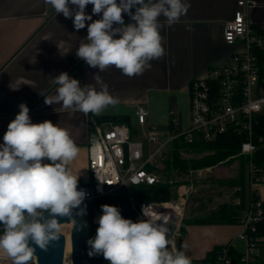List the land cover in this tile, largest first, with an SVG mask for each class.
<instances>
[{
	"label": "clouds",
	"instance_id": "clouds-1",
	"mask_svg": "<svg viewBox=\"0 0 264 264\" xmlns=\"http://www.w3.org/2000/svg\"><path fill=\"white\" fill-rule=\"evenodd\" d=\"M45 3L57 14L72 19L77 31L87 26V42L79 45L76 56L98 69L93 79L100 90L93 85L81 86L79 80L61 72L54 78L58 85L56 94L45 97L44 102L50 106L61 104L62 110L97 116L118 103L99 73L115 67L132 77L150 70L151 61L166 54L162 29L179 23L190 7L187 0ZM89 4L93 5L92 15L85 11ZM123 14L132 23L126 24ZM93 15H100V19L93 21ZM86 21L91 23L86 25ZM19 108L0 144V253L11 264H30L37 248L47 251L60 239L58 218L72 219L76 209V215H86V206L81 205L87 194L78 190L79 176L69 168L79 148L68 130L50 120L33 123L28 106L21 103ZM101 211L96 235L87 241L89 257L102 255L108 264H191L187 244L177 249L165 215L153 219L143 209L147 218L133 222L123 218L117 206L104 204ZM72 220L79 231L80 226Z\"/></svg>",
	"mask_w": 264,
	"mask_h": 264
},
{
	"label": "crops",
	"instance_id": "crops-1",
	"mask_svg": "<svg viewBox=\"0 0 264 264\" xmlns=\"http://www.w3.org/2000/svg\"><path fill=\"white\" fill-rule=\"evenodd\" d=\"M240 1L187 0L190 4L187 14L179 23L172 27L165 25L162 29L166 54L151 61L150 70L132 77L123 75L115 67L99 73L118 103L97 116L62 110L61 104L50 106L44 102L45 97L56 94L58 85L54 78L61 72L79 80L81 86L93 85L100 90V85L93 79L98 69L91 68L76 56L79 45L87 42V26L77 31L72 19L57 14L45 0H0V144H3L8 124L20 111L19 105L24 103L30 109L33 123L50 120L68 130L79 148L69 168L73 175L79 176L78 184H83L90 180L88 148L95 124L108 123L99 122L98 117L127 116L129 124L126 125L133 126L132 122H137V107L144 106L149 113L146 128L158 129L157 122L162 120H167L170 127L174 116L185 129L181 110L184 104L190 105L192 81L206 77L209 68L226 62L243 49L241 44L229 45L224 41L225 23L234 17ZM251 1L255 6L249 10L248 17L255 28L264 31V0ZM92 8L91 4L86 6L88 15H92ZM123 15L126 24L132 23L127 14ZM97 19L100 15L92 16L93 21ZM160 20L164 23L163 17ZM88 23L91 21H86V25ZM255 188L264 201V183L260 182ZM239 190L236 185L209 191L200 186L198 190L193 188L184 220L214 217L221 212L222 205L239 204L242 200ZM248 193L246 188L247 202ZM239 231V225L234 224L191 223L182 232L178 250L182 244H187L186 254L191 264H195L193 261L205 258L215 246L235 241ZM257 256L264 261V245Z\"/></svg>",
	"mask_w": 264,
	"mask_h": 264
},
{
	"label": "built area",
	"instance_id": "built-area-1",
	"mask_svg": "<svg viewBox=\"0 0 264 264\" xmlns=\"http://www.w3.org/2000/svg\"><path fill=\"white\" fill-rule=\"evenodd\" d=\"M255 6L251 0L238 3L234 17L225 23L224 41L226 44H241L242 51L233 54L226 62L211 67L206 77L193 80L190 85V125L180 128V121L172 116L170 129L164 136L155 127L146 128L148 110L144 106L136 109L137 125L95 124L88 152L90 180L78 184V190L85 191L84 203L106 196L128 193V208L133 212L136 222L147 216L156 219L161 214L168 219V227L178 249L182 236V224L193 184L188 181L174 185V180H166L163 165L169 160V152L179 140L186 143L208 142L224 134L229 128L248 131L249 140L244 142L241 153L251 156L255 151L252 142L253 120L264 114V84L258 51H264V36L259 35L248 17L249 10ZM141 130L149 144H158L155 149H147L142 141L132 139L134 132ZM184 156L185 152H181ZM249 167V202L242 212L240 231L233 242L242 245L243 258L248 261L257 257L259 238L255 237L256 224L264 219V201L253 191L260 178L255 177ZM192 172V171H190ZM201 176L202 172L199 171ZM168 182L172 185L173 197L166 201H139L134 195L136 187H151ZM102 212L94 210L92 225L87 241L95 237L97 220ZM3 226L0 225V230ZM234 244V243H232ZM0 253V264H11ZM223 264L232 262L226 258Z\"/></svg>",
	"mask_w": 264,
	"mask_h": 264
},
{
	"label": "trees",
	"instance_id": "trees-1",
	"mask_svg": "<svg viewBox=\"0 0 264 264\" xmlns=\"http://www.w3.org/2000/svg\"><path fill=\"white\" fill-rule=\"evenodd\" d=\"M256 31L259 35L264 36V31ZM260 64H261V76L263 80L264 76V51H258ZM264 84V80L262 81ZM99 122H108L112 124H129L127 116L115 115V116H101L98 117ZM248 131H241L235 127L229 128L224 134L219 135L212 141L208 142H194L186 143L177 140L174 143L172 150L169 152V160L163 165L164 176L166 180H173L171 174L176 172L178 175L186 174L190 170L209 168L216 166L220 163L226 162L230 164L235 160L239 161L238 174L235 178L231 179L228 184L236 185L240 187L239 194L241 196V202L239 204H224L221 206V212L214 216L199 220H184L182 224V232L188 224H234L239 225L242 212L246 208L248 202L246 198L247 177L246 166H250L254 176L259 177L264 173V114L257 115L253 120L252 127V142L255 145V151L251 156L241 153L242 144L248 141ZM181 152H191L196 154H203L199 158H183ZM250 174V172H249ZM261 182V179H260ZM175 183L174 185H178ZM250 191V190H249ZM134 195L139 201H166L173 197L172 185L168 182L161 183L151 187H136L134 188ZM254 194H258L256 188L253 191ZM128 193L123 191L118 196H106L94 199L91 203H84L86 206V225L87 235L92 225V214L94 210L101 211V205L108 204L117 206L120 210L128 208ZM102 212V211H101ZM2 234V230H0ZM255 237L259 238L258 248L260 249L264 245V219L256 224ZM234 243V244H232ZM89 249L85 246V264H108L102 255L89 257ZM242 245L239 242H229L224 245L215 246L205 258L197 261H193L195 264H223L222 259L226 258L231 262L235 261V264H264L257 257L246 261L243 258Z\"/></svg>",
	"mask_w": 264,
	"mask_h": 264
},
{
	"label": "rangeland",
	"instance_id": "rangeland-1",
	"mask_svg": "<svg viewBox=\"0 0 264 264\" xmlns=\"http://www.w3.org/2000/svg\"><path fill=\"white\" fill-rule=\"evenodd\" d=\"M181 118H182V123H183V127L186 126V128L190 125V105L189 104H184V106L182 107L181 110ZM131 125H137V122L134 120L132 122ZM156 126L158 129V131L160 132H164V136L166 137L170 127H168V123L167 120H162L161 122H157ZM168 127V128H167ZM181 128V127H180ZM183 129V128H181ZM133 140L135 141H142L147 149H149V147L151 149H155L157 147H159L158 144H149L147 137L144 135V133L139 129L138 133L133 135L132 137ZM150 145V146H149ZM205 153L203 154H196V153H190L189 154H184L186 159L189 158H199L201 156H203ZM249 165L246 166V177H247V190H249ZM238 169H239V161L235 160L234 162L227 164L226 162L220 163L216 166H212L209 168H200V169H193L190 170L192 172H188L186 174H182V175H178L176 172L171 174V177L174 179V181L176 183H184L183 181H188L191 182V184H193L194 186V190H198L199 186L200 188H202L205 191H209L212 190L214 188H219L220 186H229L230 184L229 181L236 176V174H238ZM199 171L202 172L201 176L199 174ZM260 179L261 182L264 183V173H262L260 175ZM259 184H257L258 186ZM204 186V187H202ZM197 188V189H196ZM228 190H231V188H228ZM210 195H213L214 192H208ZM71 224H63L62 227L63 228H68L69 229V248L67 250V257H66V264H72L71 261V242H70V231H71ZM63 228L60 229V233L63 234L62 230ZM65 261V259H64ZM30 264H36V259L35 257H33V260L30 261Z\"/></svg>",
	"mask_w": 264,
	"mask_h": 264
},
{
	"label": "water",
	"instance_id": "water-1",
	"mask_svg": "<svg viewBox=\"0 0 264 264\" xmlns=\"http://www.w3.org/2000/svg\"><path fill=\"white\" fill-rule=\"evenodd\" d=\"M264 80V76H263ZM81 207H85L84 204ZM78 209L73 210L72 219L76 220L77 224L80 226V230H76V223L69 219L68 217L58 218L60 225L69 224L72 222L71 231H70V242H71V261L72 264H85V238L87 235V226L86 224V215L79 216L75 213ZM121 215L125 219H131L133 222H136V218L130 208L120 210ZM60 239L56 242H53L49 246L47 251L36 249L34 257L36 259V264H64L65 251H66V237L64 234L59 233ZM231 264H235L233 261Z\"/></svg>",
	"mask_w": 264,
	"mask_h": 264
},
{
	"label": "bare ground",
	"instance_id": "bare-ground-1",
	"mask_svg": "<svg viewBox=\"0 0 264 264\" xmlns=\"http://www.w3.org/2000/svg\"><path fill=\"white\" fill-rule=\"evenodd\" d=\"M72 225V222L69 223ZM63 228L62 225H60V229ZM63 234L65 235L66 237V251H65V256L67 255V250L69 248V229L68 228H63L62 230ZM67 257V256H66ZM66 257H65V261H64V264H66Z\"/></svg>",
	"mask_w": 264,
	"mask_h": 264
}]
</instances>
